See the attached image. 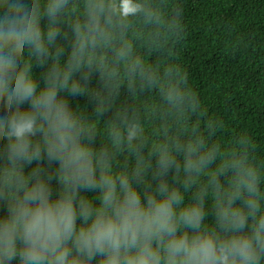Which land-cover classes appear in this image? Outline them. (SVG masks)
<instances>
[{
    "label": "clouds",
    "instance_id": "obj_1",
    "mask_svg": "<svg viewBox=\"0 0 264 264\" xmlns=\"http://www.w3.org/2000/svg\"><path fill=\"white\" fill-rule=\"evenodd\" d=\"M68 5L69 0H0V138L5 141L0 198L6 200L0 212V264H264V191L245 156L226 164L233 173L228 187L215 174L209 179L215 208V227L209 228L205 190L185 202L184 192L166 179L170 168L180 167L169 150H159L153 183L140 187L142 166L132 175L113 172L107 154L94 153L84 142L85 128L60 93L82 91L73 74L91 64L90 58L84 61L86 45L103 42L130 14L107 0H86L85 23L76 26L71 56L60 64L62 49L56 46L44 85H38L24 50L44 63ZM141 11L137 4L136 12ZM41 19L48 22L46 31ZM118 55L127 56V49ZM140 131L130 125L128 141ZM114 139L119 142L118 130ZM183 151L187 189L216 150L197 140ZM43 161L48 168L58 162L63 187L55 195ZM83 192L96 195L87 198Z\"/></svg>",
    "mask_w": 264,
    "mask_h": 264
},
{
    "label": "trees",
    "instance_id": "obj_2",
    "mask_svg": "<svg viewBox=\"0 0 264 264\" xmlns=\"http://www.w3.org/2000/svg\"><path fill=\"white\" fill-rule=\"evenodd\" d=\"M127 15L110 36L86 45L84 61L91 64L73 74L82 91L60 93L85 128L84 142L94 153L104 152L113 172L144 171L140 187L153 183L152 173L160 149L174 154L177 165L166 179L185 194L205 190V224L215 227L213 174L223 187L232 180L226 166L245 156L259 172L264 191V0H107ZM86 0H69L58 19L59 34L43 64L25 49L31 74L39 86L56 57L67 62L76 46V26L85 23ZM145 11L136 12V5ZM150 12L151 14H147ZM41 19L42 31L47 28ZM126 48L128 55L118 52ZM139 63H136V62ZM83 63V62H82ZM85 76L87 79H85ZM138 125L131 142L127 128ZM114 130L120 132L115 142ZM202 141L216 150L213 161L187 189L183 171L184 147ZM5 141L0 138V148ZM53 194L63 185L50 168ZM33 165L25 169L30 170ZM4 161L0 160V168ZM87 198L96 193L83 192ZM6 200L0 198V212Z\"/></svg>",
    "mask_w": 264,
    "mask_h": 264
}]
</instances>
